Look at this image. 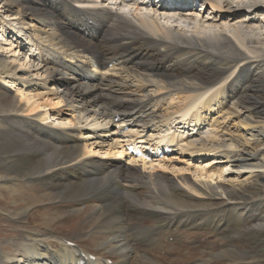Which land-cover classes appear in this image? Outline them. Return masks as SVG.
I'll return each mask as SVG.
<instances>
[{
  "label": "bare ground",
  "instance_id": "6f19581e",
  "mask_svg": "<svg viewBox=\"0 0 264 264\" xmlns=\"http://www.w3.org/2000/svg\"><path fill=\"white\" fill-rule=\"evenodd\" d=\"M104 1L0 0V264H264V0Z\"/></svg>",
  "mask_w": 264,
  "mask_h": 264
},
{
  "label": "rangeland",
  "instance_id": "374dc122",
  "mask_svg": "<svg viewBox=\"0 0 264 264\" xmlns=\"http://www.w3.org/2000/svg\"><path fill=\"white\" fill-rule=\"evenodd\" d=\"M91 1H97V3H100V1L101 0H91ZM104 0H102V2H103ZM155 1H158V0H155ZM162 3H169V2H164L163 0H160ZM193 0H188V2H192ZM260 1H262L263 2V0H260ZM260 1H258L260 4H261V2ZM173 2H175L174 0H173ZM113 3V4H112ZM116 3H117V1L116 2H114V1H112V0H106V1H104V5L106 6V7H111V9L113 8L114 10H116L117 12H119L120 14H122L123 12H124V14H122V15H125V14H127L128 12H129V9L131 8V6H132V3H131V6L129 5V6H127V7H121V6H116ZM98 5V4H97ZM130 7V8H129ZM142 7V6H141ZM196 7H198V8H200L197 12H196V14H198V15H201L202 13L201 12H203L202 11V9H205V7H207V6H205V5H203V2H196ZM144 8V7H143ZM207 8H210V7H207ZM147 11V12H146ZM242 10L241 9H234L233 11H224L223 12V10L222 11H220V13H221V15H222V13H230V18H227V17H224V16H222V19H221V21L220 22H224L226 25H231V24H233L234 25V27H236L237 29H239V31H241V32H251V31H253V32H255V31H257V30H261V28L263 29V25H264V7H259V9H257V12H256V17L258 18V19H251L249 22H248V25L246 26V27H244V25H239V24H234V22H236V18H235V13L236 12H241ZM143 12H146L148 15H152V13H151V11H149V10H145V9H143ZM203 15V14H202ZM237 15V14H236ZM0 16L1 17H3V19H6L5 18V15H2V14H0ZM263 16V17H262ZM202 18V19H201ZM200 20V23H201V21L202 20H204V18L201 16L200 18L199 17H195V16H192V20H187V19H182L181 21L182 22H180V23H172V24H175L176 25V28H182L184 31H186L187 32V34H191L192 32H196V30H194V28H192V26H194V24L196 23L197 24V20ZM213 20V19H212ZM161 23H166V21L164 20V19H161ZM167 23H169L170 24V22H167ZM184 25H183V24ZM187 23H189V25L191 26V28H190V26L188 25V27L186 26L187 25ZM177 24H179L180 26L179 27H177L178 25ZM200 25V24H199ZM204 26L205 27H211V29H214L215 27H212V26H209V25H205L204 24ZM251 30V31H250ZM124 40L123 39H116V40H114L113 41V45H114V47H120L121 45H123L124 44ZM11 86H14L13 84L11 85ZM8 88V90H9V88H10V90L12 89L11 87H7ZM146 94H148V95H152V96H154L153 95V89L152 88H147L146 89ZM156 96V95H155ZM154 96V97H155ZM54 102V101H53ZM63 108V106H62V104H61V106H60V109L59 108H57V109H59V110H61ZM56 117L54 116V117H51L50 119H48V120H46V121H41V122H39L40 124H42L43 126H49V125H55V126H57L58 125V121H56V119H55ZM64 125H66V126H64ZM64 125H62L63 127H67V128H69V127H71L72 126V124L71 123H68L67 124V122L65 121V124ZM229 127H230V125H229ZM92 135H94V137H97L99 134H92ZM107 136H110V135H107ZM107 136H104L103 134H101V136H100V138H99V140H98V142H102V141H104V140H106V137ZM94 140H95V138H93ZM117 139H122V138H119V137H117ZM116 139V143H121V141L119 142V140H117ZM111 143H112V141H110ZM69 144V143H68ZM76 144L77 145H81V143H77L76 142ZM106 145V144H105ZM107 147L108 146H104L103 148V150H101L100 149V146L98 147H96V154H95V158L96 157H98V158H100L101 160L103 159L104 161H106V160H114V161H112V162H115V161H119V159H117V155H114L113 153H115V150H113L112 149V151H113V153L112 152H109L110 154H112L111 156H109L108 154H106L107 152H108V150L109 149H111V147H108V149H107ZM115 147H119V146H117V145H115ZM98 149V150H97ZM94 150V151H95ZM104 150H105V152H104ZM107 150V151H106ZM172 153V154H171ZM170 154H171V156H174V159L173 160H175L176 158H177V160L176 161H178L179 159H181L183 156L180 154V152L178 153V150L176 151H174V152H171ZM105 154V155H104ZM114 155V156H113ZM210 155H207L206 157H205V159H197V158H194V160L192 161V162H190V164H189V166H190V170L192 171V170H194V167L196 166V164H197V166H199V167H204L206 164H209V163H212V162H207L208 160H210V157H209ZM170 156H168V158H169ZM176 157V158H175ZM180 157V158H179ZM185 157V156H184ZM97 158V159H98ZM168 158H166V159H168ZM187 158V157H186ZM186 158H182V162H179V164H180V166H182L183 165V163H184V161L186 160ZM166 159H164V161H167ZM121 163L123 164V163H126V161L123 159L122 161H121ZM139 164V163H138ZM138 164H135V165H137L136 167H139L140 168V164H139V166H138ZM151 164H156L155 162H153V163H151ZM129 165V164H128ZM211 165H213V164H211ZM223 165V163H220V166H222ZM129 166H134L133 164H130ZM183 166H187V164H185L184 163V165ZM230 168V167H229ZM185 169V168H184ZM231 169V168H230ZM244 169V168H243ZM243 169H241V173L242 174H240L239 175V178L241 179V178H243L244 176H246V174H244V172H246V170L244 171ZM191 171H183V172H179V173H177V174H174V173H171L170 171H165V174H167V175H169L170 177H172V178H174V177H188V178H190L191 180H193V175H192V173H191ZM219 171H221V168L218 170V172ZM229 171V170H228ZM147 172V171H146ZM235 174H236V171H230L226 176H225V178H227V177H229V179H231L232 177H234L235 176ZM216 174H214V176H215ZM200 180H204L203 178L202 179H200ZM217 182V180L215 181V183ZM224 182V179H220L219 181H218V183H223ZM214 183V181H212V184ZM214 183V184H215ZM213 184V185H214ZM7 215H6V213L4 212V211H2V210H0V240H2L3 238H9L10 236H12V235H14V234H17L18 233V230L13 226V225H9L8 224V221H7ZM5 220H6V222H5ZM199 233H202V232H198V237H200L201 235L199 234ZM203 237V235L200 237V238H202ZM204 239H205V241H208V239H209V237L208 236H204ZM172 239H169L168 240V242H172L171 241ZM174 254L176 255V256H180V254L179 253H176V252H174ZM167 255H169V254H167ZM173 255V254H172ZM175 255H173V256H175ZM162 257H163V255H161Z\"/></svg>",
  "mask_w": 264,
  "mask_h": 264
}]
</instances>
